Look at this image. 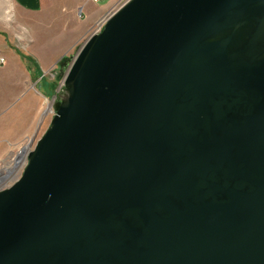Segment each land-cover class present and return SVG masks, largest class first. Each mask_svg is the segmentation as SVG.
I'll use <instances>...</instances> for the list:
<instances>
[{
  "label": "water",
  "instance_id": "water-1",
  "mask_svg": "<svg viewBox=\"0 0 264 264\" xmlns=\"http://www.w3.org/2000/svg\"><path fill=\"white\" fill-rule=\"evenodd\" d=\"M66 68L0 264H264V0H125Z\"/></svg>",
  "mask_w": 264,
  "mask_h": 264
},
{
  "label": "rangeland",
  "instance_id": "rangeland-1",
  "mask_svg": "<svg viewBox=\"0 0 264 264\" xmlns=\"http://www.w3.org/2000/svg\"><path fill=\"white\" fill-rule=\"evenodd\" d=\"M4 1V0H3ZM124 2V1H123ZM9 4L7 3L6 6ZM108 15V14H107ZM105 16V15H103ZM28 26L14 23L4 24L0 21V57H4L6 52L15 55V49L20 50L24 54H34L35 52L41 55H46L47 47H54V63L48 69L46 68V76L50 78L46 84L47 88L51 90L50 97L45 99H36L34 94L36 93V85L33 81L29 83L27 95H21L16 99L5 98L6 92L9 90L7 87H3L0 84V116L6 113H21L26 115L25 102L26 97H30V101L35 106H39L42 112L35 120V127L32 132L27 135H21L12 141H0V176L7 174V169L14 166V158L17 153L25 147V149L31 150L34 147L36 140L42 136V134L48 128L51 118L53 116V101L52 97L62 89V78L65 74L66 67H68L72 55L76 53L85 39L91 35L93 24L96 20H86L78 15L71 16L67 19L66 27H46L43 24H47V15L43 14H29L27 15ZM5 41L7 43H5ZM17 58V56L15 55ZM62 57H65L63 62ZM6 59V58H5ZM4 64L0 63V67ZM4 76V72L0 69V79ZM46 79V78H45ZM53 91H55L53 93ZM53 95V96H52ZM52 96V97H51ZM29 112V111H28ZM6 126V125H5ZM2 124L0 128H5ZM4 145V146H2ZM27 162V155L24 160L19 163L15 168L11 176H9L2 184L0 188L7 187L15 182L21 175L23 168Z\"/></svg>",
  "mask_w": 264,
  "mask_h": 264
},
{
  "label": "crops",
  "instance_id": "crops-1",
  "mask_svg": "<svg viewBox=\"0 0 264 264\" xmlns=\"http://www.w3.org/2000/svg\"><path fill=\"white\" fill-rule=\"evenodd\" d=\"M123 1L125 0H101L99 2L92 0H0V21L6 25L19 23L28 26L27 15L37 13L47 15L48 21H51L43 26L65 28V21L72 15H78L90 21L97 20L112 12ZM7 3L8 6H6ZM0 34L3 33L0 32ZM14 49L17 58L12 53H4L6 59L4 58V65L0 67L4 72L0 84L9 89L4 97L16 99L21 95L26 96L31 81L36 85L34 94L36 99L50 97L51 90L46 86L50 78H47L45 72L46 68L48 69L54 63V47L48 46L46 55H41L39 51L34 54H24ZM25 100L26 115L22 112H11L0 116V126L6 125L5 128H0L1 142L12 141L34 130L35 120L42 109L37 105L34 106L30 97L27 96Z\"/></svg>",
  "mask_w": 264,
  "mask_h": 264
},
{
  "label": "bare ground",
  "instance_id": "bare-ground-1",
  "mask_svg": "<svg viewBox=\"0 0 264 264\" xmlns=\"http://www.w3.org/2000/svg\"><path fill=\"white\" fill-rule=\"evenodd\" d=\"M27 153H28V149H25V147H23V149H21L17 153L16 157L14 158V162H13L14 166L12 168L7 169V174H6L5 178L0 180V184L3 183L9 176H11V174L13 173L15 168L19 165V163L24 160V157L27 155Z\"/></svg>",
  "mask_w": 264,
  "mask_h": 264
},
{
  "label": "built area",
  "instance_id": "built-area-1",
  "mask_svg": "<svg viewBox=\"0 0 264 264\" xmlns=\"http://www.w3.org/2000/svg\"><path fill=\"white\" fill-rule=\"evenodd\" d=\"M92 1H94V2H99V1H101V0H92ZM106 18H107V15L102 16V17L98 18V19L95 21V23L93 24V26H91V27H92V32H91V34L98 33V32H100V31L102 30V28H103V26H104V24H105V22H106ZM4 61H5L4 57H0V63L3 64ZM1 184H2V183H1ZM7 187H8V186H7ZM3 188H4V187H3ZM0 189H1V188H0Z\"/></svg>",
  "mask_w": 264,
  "mask_h": 264
},
{
  "label": "trees",
  "instance_id": "trees-1",
  "mask_svg": "<svg viewBox=\"0 0 264 264\" xmlns=\"http://www.w3.org/2000/svg\"><path fill=\"white\" fill-rule=\"evenodd\" d=\"M64 58H65V57H62L61 60H60V62H61V61L63 62Z\"/></svg>",
  "mask_w": 264,
  "mask_h": 264
}]
</instances>
